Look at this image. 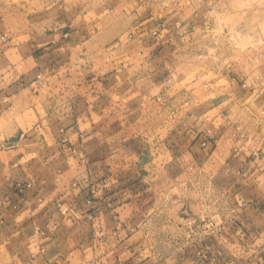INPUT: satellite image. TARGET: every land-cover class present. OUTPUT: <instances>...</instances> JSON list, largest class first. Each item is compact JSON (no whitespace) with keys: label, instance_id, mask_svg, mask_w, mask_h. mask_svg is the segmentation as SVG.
Wrapping results in <instances>:
<instances>
[{"label":"crops","instance_id":"1","mask_svg":"<svg viewBox=\"0 0 264 264\" xmlns=\"http://www.w3.org/2000/svg\"><path fill=\"white\" fill-rule=\"evenodd\" d=\"M218 1L0 0V264H264V74H191L181 53ZM204 182L234 212L204 238L214 260L159 252ZM98 188L102 214L56 209Z\"/></svg>","mask_w":264,"mask_h":264},{"label":"rangeland","instance_id":"2","mask_svg":"<svg viewBox=\"0 0 264 264\" xmlns=\"http://www.w3.org/2000/svg\"><path fill=\"white\" fill-rule=\"evenodd\" d=\"M180 43L185 46L181 53L191 65V74L195 65L209 68L212 63L224 70L235 67L245 76L264 74V0H219L202 32L187 34ZM175 69L179 74V68ZM201 189V198H197L194 185L188 186L180 197L183 206L178 207V201L173 204L165 230V240H171V244L155 243L159 252L168 248L173 252L178 248L175 240H185L182 224L186 218H212L221 225L215 236L233 218L226 198L218 195L209 182H204ZM162 231L155 229L151 240H163Z\"/></svg>","mask_w":264,"mask_h":264},{"label":"built area","instance_id":"3","mask_svg":"<svg viewBox=\"0 0 264 264\" xmlns=\"http://www.w3.org/2000/svg\"><path fill=\"white\" fill-rule=\"evenodd\" d=\"M164 25V21H158L155 29L151 30L152 35H157L159 29ZM173 27L175 29H181V24L178 20L173 21ZM184 32V31H183ZM131 37V34H128ZM0 39L4 41L5 37L0 36ZM189 104V100L185 99L181 102L182 107H186ZM176 112L175 108L170 109V114ZM203 138L200 141L202 147H207L212 142L211 130L205 128L202 131ZM75 186L76 183H73ZM85 199V204L88 209L85 212H80L74 209L71 202H55L56 209L66 219H70V210H73V214L77 217L85 216L88 219L93 218L95 215H100L106 209L112 208V202L104 197L101 188L92 191ZM95 194V196H94ZM54 227V226H53ZM183 237L185 238L183 246L188 247L194 251L195 256L204 260H214V256L210 252V246L204 241L207 236H215L220 230L221 225L212 218H186L182 224ZM206 235V236H205Z\"/></svg>","mask_w":264,"mask_h":264}]
</instances>
